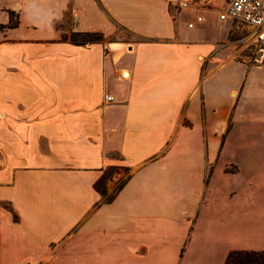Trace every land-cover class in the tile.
I'll list each match as a JSON object with an SVG mask.
<instances>
[{"label": "crops", "instance_id": "obj_1", "mask_svg": "<svg viewBox=\"0 0 264 264\" xmlns=\"http://www.w3.org/2000/svg\"><path fill=\"white\" fill-rule=\"evenodd\" d=\"M178 1L0 0V264L264 249V71L226 49L228 0Z\"/></svg>", "mask_w": 264, "mask_h": 264}, {"label": "built area", "instance_id": "obj_2", "mask_svg": "<svg viewBox=\"0 0 264 264\" xmlns=\"http://www.w3.org/2000/svg\"><path fill=\"white\" fill-rule=\"evenodd\" d=\"M194 0H179L178 9L188 8ZM220 19H230L237 31L234 38L236 43H244L246 47L252 45H264V0H228L227 3L218 10ZM203 20L202 14H196L195 17L187 22L189 27H194L197 22ZM244 27L245 32H240ZM104 98L113 100V95L105 93Z\"/></svg>", "mask_w": 264, "mask_h": 264}, {"label": "rangeland", "instance_id": "obj_3", "mask_svg": "<svg viewBox=\"0 0 264 264\" xmlns=\"http://www.w3.org/2000/svg\"><path fill=\"white\" fill-rule=\"evenodd\" d=\"M240 32H245V28L241 27ZM226 35V30H225ZM227 41H232L233 44L231 46H226V49H228V52L230 53V56L240 58L242 60H245L247 62H251L254 64H257V68L260 71H264V45H258V46H250L246 47L244 43H235L234 42V32L230 30V32L226 35ZM249 143H244L243 147H249ZM257 146L259 149H264V141H258ZM256 147V146H255ZM229 148V147H228ZM237 168V164L235 163H227L226 169L227 170H234ZM132 168H126L124 166H115V167H109L108 168V183L106 184V179L103 182V190L104 195L102 198L115 194L118 187L123 183V180L131 173ZM216 247L217 251L212 252L210 254L203 255L202 259L203 261L197 264H216L217 259L219 257V251L221 249V246H216L215 244H212Z\"/></svg>", "mask_w": 264, "mask_h": 264}, {"label": "trees", "instance_id": "obj_4", "mask_svg": "<svg viewBox=\"0 0 264 264\" xmlns=\"http://www.w3.org/2000/svg\"><path fill=\"white\" fill-rule=\"evenodd\" d=\"M15 24L12 20V13L9 25ZM70 40L75 43L85 44L87 42L100 41L104 38V34L97 30L85 31H71L69 34ZM117 154V153H115ZM113 165L111 167H115ZM110 167V168H111ZM128 168L127 166H125ZM108 174L103 175L95 182L96 189L100 192L101 196L104 195L103 182ZM125 180H123L124 183ZM122 183V184H123ZM119 186V188L122 186ZM114 194L103 198L104 201H109L113 198ZM223 264H264V249H232L230 250L223 262Z\"/></svg>", "mask_w": 264, "mask_h": 264}]
</instances>
